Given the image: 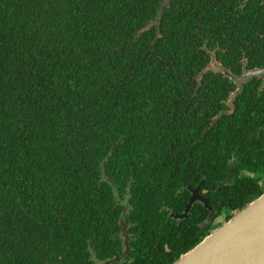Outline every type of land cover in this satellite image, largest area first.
Listing matches in <instances>:
<instances>
[{
  "label": "trees",
  "instance_id": "16d2710c",
  "mask_svg": "<svg viewBox=\"0 0 264 264\" xmlns=\"http://www.w3.org/2000/svg\"><path fill=\"white\" fill-rule=\"evenodd\" d=\"M206 4L0 0V264H173L215 228L194 238L200 203L170 217L190 188L224 223L264 193L260 116L208 68Z\"/></svg>",
  "mask_w": 264,
  "mask_h": 264
},
{
  "label": "flooded vegetation",
  "instance_id": "af4514ba",
  "mask_svg": "<svg viewBox=\"0 0 264 264\" xmlns=\"http://www.w3.org/2000/svg\"><path fill=\"white\" fill-rule=\"evenodd\" d=\"M206 1V5L208 6V8L216 11L215 21L213 23V27L208 28L205 32L202 20L198 18L199 23L196 31L199 32V35L201 37L207 34L208 37L213 39L211 41V46H213V48H208V45L206 43L202 46V51L206 48L212 55L208 68L211 69L217 76L223 75L222 82L229 86L231 94L238 93L241 88V91L245 92L244 100L246 99L248 102H250V104L248 105L250 112L253 114H258L260 116L258 137L264 149V74L261 76H253L250 81L245 82L243 85L239 83V80L243 78L247 73L253 70L264 69V0ZM218 80V77L214 78L215 82H217ZM254 135L255 131H251V140L254 139ZM200 191L199 194L206 197L205 194H202ZM196 203H200L205 207L202 202H195L194 204ZM209 204L213 209L209 210L205 207L209 211V214L205 221L206 223L197 225L199 228L196 231V236L194 238L201 235L207 227L209 228L211 225H215L216 228L219 225V222L224 223L223 220H215L216 209L210 203V200ZM211 215L212 218L210 219V222H207ZM174 216L178 215H170V217L176 221L181 220ZM178 241L179 245L175 244V248L173 249L179 251V249L185 243V230L182 231L181 240ZM158 244L160 243H150L148 247L150 249L155 248L160 253H173V249L169 245H166L165 249L162 250L160 247H155L158 246ZM123 245L124 254L125 239L123 241ZM130 248L131 251V239ZM184 254L185 253H183L182 255ZM182 255H180V257ZM116 258L120 259L119 262L121 261V257H115V259ZM107 262L108 261L100 264H105Z\"/></svg>",
  "mask_w": 264,
  "mask_h": 264
},
{
  "label": "water",
  "instance_id": "95a60500",
  "mask_svg": "<svg viewBox=\"0 0 264 264\" xmlns=\"http://www.w3.org/2000/svg\"><path fill=\"white\" fill-rule=\"evenodd\" d=\"M263 74L264 69L253 70L241 78L239 83L243 85L253 76ZM241 90L242 88L238 93ZM222 185L223 183L218 190ZM200 188L201 184L196 189L190 188L192 195L183 214L174 217L186 219L195 202H202L209 210L213 209L208 198L199 194ZM128 208L127 206L123 210L120 220L122 236L125 239L124 255L131 249L128 225L124 221ZM211 218L212 215L207 222ZM119 260L116 258L105 264ZM173 264H264V193L237 211L230 220L214 229Z\"/></svg>",
  "mask_w": 264,
  "mask_h": 264
}]
</instances>
